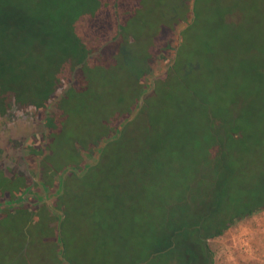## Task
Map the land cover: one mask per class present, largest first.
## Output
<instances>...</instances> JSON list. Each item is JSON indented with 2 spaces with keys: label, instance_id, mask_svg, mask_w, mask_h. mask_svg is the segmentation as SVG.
Instances as JSON below:
<instances>
[{
  "label": "rangeland",
  "instance_id": "1",
  "mask_svg": "<svg viewBox=\"0 0 264 264\" xmlns=\"http://www.w3.org/2000/svg\"><path fill=\"white\" fill-rule=\"evenodd\" d=\"M23 1L20 9L27 12L33 0ZM144 1L125 0L119 14L129 29L139 28L138 44L129 56L138 58L141 71L146 68L143 58L163 54L166 38L170 36L175 42L177 35L178 45L170 64L173 67L177 58L176 71L152 77L143 87L140 72L136 76L124 61L114 88L103 91L106 114L102 127H112L119 116L125 119L111 131V139L100 142L104 151L100 167L91 173L89 183H70L67 217L60 220L53 208L52 215L56 216L46 226L41 208L50 205L52 199L44 198L38 210L43 219L33 236L27 235V226L24 238L11 218L0 224V264H131L141 257L148 241L149 245L156 244L149 240L146 225H151L152 219L147 216L155 214L164 186L169 192L172 186H178V193L169 197H181L183 193L188 200L203 197L201 188L186 193L185 182L193 176L212 174L209 167L216 160L212 155L215 138L222 131L237 129L244 145L228 151V161L235 159L233 173L264 175V0H202L200 13H193L190 22L186 9L191 10L192 0H180L185 4L183 13L180 9V13L172 11L179 0H154L153 5L157 4L150 14ZM18 2L0 0V5L6 4L9 13H16L13 9ZM129 38L134 44L135 39ZM122 58L120 54L118 59ZM47 67L49 73L54 69L51 64ZM83 75L88 77L87 72ZM99 79L98 72L88 77L93 82ZM66 104L67 111L71 110L77 100ZM70 119L76 121V125L69 123L71 133H86L94 139L102 131V127H95L98 121L72 115ZM66 135L70 134L59 138L64 140ZM58 141L61 154L50 163L65 178L67 162L75 159L67 142ZM188 168L190 173H185ZM31 173L35 181L36 170ZM32 180L31 185L35 184ZM237 183L246 184L245 178H237ZM115 185L116 191L110 189ZM57 188L56 193L60 192ZM39 191L32 190L31 195ZM108 194L117 198L106 205L103 217H96ZM113 205L120 208L116 220L111 213ZM130 212L136 221H130ZM141 213H145L143 218ZM50 228H58L57 233L44 235ZM208 245L214 260L210 258L208 264H264V211L236 223L220 237L209 240ZM154 263L160 264L158 259Z\"/></svg>",
  "mask_w": 264,
  "mask_h": 264
},
{
  "label": "trees",
  "instance_id": "2",
  "mask_svg": "<svg viewBox=\"0 0 264 264\" xmlns=\"http://www.w3.org/2000/svg\"><path fill=\"white\" fill-rule=\"evenodd\" d=\"M18 1V5L13 9L16 13H9L6 4L0 5V119L13 110L14 118L20 115L22 120L29 117L33 124L42 122L48 131L49 146L45 149L47 155L40 165L49 164L51 168L48 176H52L50 179L41 176L44 182L37 197L24 190L21 196L27 194L23 206L6 207L0 215V224L9 222L11 218L12 222L19 225V233L26 238L23 229L30 221L27 233L33 236L37 231V224L43 219V210L46 226L48 221L56 216L52 215L53 208L58 212L60 220L67 217V201L72 195L69 192L71 189L68 191L70 183H87L91 173L100 167L104 152L100 142L111 139V131L118 129L125 119L124 116H119L112 127H102L101 122L106 114L103 91L107 93L114 88V81L124 68V61L136 76L140 72L145 87L148 79L176 71L177 58L173 67H170V64L173 62L178 40L177 35L175 42L170 40V36L167 37L165 52L160 56L143 58L146 68L140 71L138 58L129 56L130 50L138 44L139 28L129 29L126 21L122 22L119 16L124 9L125 0H33L30 1L32 4L27 12L20 9L24 1ZM201 1L192 0L191 10L186 9L188 22L192 21L193 13H200ZM153 2L154 0H146L143 3L148 14L154 13L152 7L157 3L153 5ZM176 2L178 5L172 11L180 13L179 9L181 11L185 4L180 0ZM21 11L23 13H20ZM128 20L131 24L134 23L132 17ZM130 36L135 39L134 44L130 43ZM106 43L109 44L104 46ZM101 48L96 57L90 58L75 71L72 80L75 68L88 55L97 53ZM120 54L122 60L118 59ZM48 64L54 67L50 73ZM84 72L88 73V77L98 72L99 81L93 82L88 80V77L83 78ZM47 73L49 74L44 78L43 75ZM71 81L73 83L67 89ZM92 90L95 92L87 96ZM71 99H76L77 104L67 111L66 103ZM51 104L54 109L49 110ZM70 115L98 121L95 127H102V131L94 139V136L86 133H71L69 123L76 125V121L71 120ZM78 124L84 125L79 122ZM75 127L77 130L81 129L79 126ZM239 132L237 129L225 133L222 131V135L215 138V154L211 153L216 160L212 161V166L209 167L212 170L210 176H193L186 180V193H196L198 188L203 190V197L199 200L196 197L188 200L184 198L185 193L181 197H169L173 192L178 193V186H172L171 192L169 187L164 186L163 191H160L161 197L155 214L147 216L149 220L152 219L151 225H146L149 240H155L156 244L149 245L148 241L141 257L134 259L131 264H155L157 259L160 264H208L210 258L213 260L209 240L220 237L236 223L264 211V175L246 176L243 172L234 174L232 165L235 159H232L233 162L228 161V151L240 148L239 144L244 146L241 144ZM62 134L70 135H66L62 140L59 138ZM58 139L67 142L72 159H75L74 162H67L65 178L62 172L56 173L50 163L51 159L61 154V150L57 149V144H60ZM200 143L198 141V146ZM39 154L42 155L43 152ZM185 173H190V169ZM26 177V187H31V181ZM237 178H245L246 184L237 183ZM196 181L198 183L194 185ZM203 181L205 185L202 184ZM57 187L60 190L58 193ZM113 188L116 191V185L110 186V189ZM20 197L13 195V203H22L23 198ZM44 198L52 199L51 204H43L42 211L38 212V204ZM116 198L108 194L106 200H102L96 217H103V213L107 212L106 205ZM119 210L118 206L113 205L111 213L115 220ZM145 213H141V218ZM127 215L131 216V222L137 220L131 212ZM58 228H50V232L44 235H54Z\"/></svg>",
  "mask_w": 264,
  "mask_h": 264
},
{
  "label": "flooded vegetation",
  "instance_id": "3",
  "mask_svg": "<svg viewBox=\"0 0 264 264\" xmlns=\"http://www.w3.org/2000/svg\"><path fill=\"white\" fill-rule=\"evenodd\" d=\"M10 112L12 113L11 115L14 114V111L10 110ZM20 119L22 118L19 115L15 119L11 118L8 120V126L10 123L11 127H13L9 132L0 129V144L2 143L4 146L0 155V215L6 207L14 208L23 205L14 204L12 196L16 195V198H19L21 192L25 190L28 180L26 176L30 178L29 167L25 163V158L28 157L27 159L34 165L36 170L37 179L35 180L36 182L33 181L35 184L32 183L31 191L41 190L36 189V186H41L42 188L44 181L41 176L46 179L52 177L51 175L48 176L50 165H40L42 164V159L47 155L45 149L47 145L49 146L46 127L42 122L31 123L29 117L22 121ZM18 124L19 126L16 127ZM16 129H18L17 132ZM40 152H43V154L40 155ZM25 174L27 175L25 176ZM37 195L38 193H34L33 197H37ZM40 205L42 204H38L37 210L41 208ZM29 225L30 221L27 223L28 227ZM22 256L24 257V255Z\"/></svg>",
  "mask_w": 264,
  "mask_h": 264
},
{
  "label": "crops",
  "instance_id": "4",
  "mask_svg": "<svg viewBox=\"0 0 264 264\" xmlns=\"http://www.w3.org/2000/svg\"><path fill=\"white\" fill-rule=\"evenodd\" d=\"M12 113L9 111L6 115H4V116H2V118L0 119V129L1 130H3V131H5V132H9V130H11V128H13V127H11L12 125L9 123V126H8V120L9 119H11L13 116L11 115ZM2 148L4 149V146H3V144L1 143L0 144V155H1V152H2ZM28 158V157H27ZM27 158H25L24 160H25V163L28 165V167L29 166H33L34 167V165L33 164H31V162L29 161V159H27ZM32 172V171H31ZM30 171H29V173H31ZM24 173H25V171H24ZM25 175H27V174H25ZM30 176H31V174H30ZM30 180H32V178H29ZM33 181V180H32ZM25 192H32L31 191V188H30V186L29 187H26L25 186ZM23 192H24V190H23ZM22 192V193H23ZM21 193V194H22ZM27 193H25V195H26ZM25 195H22L20 198H25ZM24 198H23V200H24ZM21 204H23V203H21ZM23 205H21V207H22ZM25 235H26V232H25ZM28 235V234H27Z\"/></svg>",
  "mask_w": 264,
  "mask_h": 264
},
{
  "label": "water",
  "instance_id": "5",
  "mask_svg": "<svg viewBox=\"0 0 264 264\" xmlns=\"http://www.w3.org/2000/svg\"><path fill=\"white\" fill-rule=\"evenodd\" d=\"M118 33L120 34L121 33V30L119 29L118 30ZM130 40H133L132 38H130ZM102 50V48L97 52V53H94V54H91V55H88L86 58H85V60L77 67V68H75V70L73 71V73H72V76H71V78H72V80H73V78H74V74H75V71L78 69V68H80L82 65H84L85 64V62H86V60H89L90 58H93V57H96L99 53H100V51ZM73 83V81H71L68 85H67V89L70 87V85ZM65 92H67V91H64V93ZM60 97V96H59ZM48 109L49 110H52L53 109V106H49L48 107ZM32 172L34 173L35 172V169H34V167H32ZM31 174V177H32V179L34 178L33 177V175H32V173H30Z\"/></svg>",
  "mask_w": 264,
  "mask_h": 264
}]
</instances>
